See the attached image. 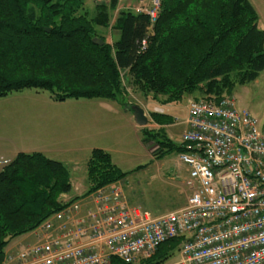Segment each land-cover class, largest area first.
I'll return each mask as SVG.
<instances>
[{"label": "trees", "instance_id": "obj_1", "mask_svg": "<svg viewBox=\"0 0 264 264\" xmlns=\"http://www.w3.org/2000/svg\"><path fill=\"white\" fill-rule=\"evenodd\" d=\"M95 3L89 17L85 0H0V97L36 89L51 92L56 101L98 98L128 106L127 78L143 94L165 97V104L186 95L219 101L264 71V30L250 0H160L155 22L148 12L118 9L115 1ZM109 27L118 33L112 44L99 33ZM95 38L104 44L94 43ZM151 117L160 127L140 132L144 144L158 146L155 157L185 151L166 132L175 119L156 111ZM127 174L110 153L93 149L84 194L123 181ZM73 190L68 166L41 152H20L3 166L0 264L9 243L63 210L61 196ZM181 242L165 241L136 263L114 257L113 264H162Z\"/></svg>", "mask_w": 264, "mask_h": 264}, {"label": "built area", "instance_id": "obj_2", "mask_svg": "<svg viewBox=\"0 0 264 264\" xmlns=\"http://www.w3.org/2000/svg\"><path fill=\"white\" fill-rule=\"evenodd\" d=\"M95 1L130 8L126 0ZM145 1L133 10L155 22L160 0ZM185 125L179 159L191 193L183 208L154 216L130 204L121 182L75 200L63 194L66 207L3 264L136 263L173 238L182 242L169 264H264V125L229 97L190 100Z\"/></svg>", "mask_w": 264, "mask_h": 264}, {"label": "rangeland", "instance_id": "obj_3", "mask_svg": "<svg viewBox=\"0 0 264 264\" xmlns=\"http://www.w3.org/2000/svg\"><path fill=\"white\" fill-rule=\"evenodd\" d=\"M257 1L259 10L264 13V0ZM145 2L148 5L150 1ZM127 4L133 10L139 0H126ZM95 7L94 0H85L84 12L89 17L94 15ZM111 16L113 23L117 10ZM99 31L110 44L118 36L112 27ZM124 84V101L128 106L98 98L56 101L51 92L36 89L14 91L0 97V157L13 159L20 152H41L64 162L70 169L74 188L71 196H77L87 188L86 167L91 151L103 149L111 154L117 167L128 173L120 182L132 206L148 210L154 216L176 209L191 193L184 183L187 166L177 152H169L163 158L155 157L158 146L153 142L144 145L139 130L142 127L136 125L131 107L136 105L144 109L149 117L147 127L152 129L160 126L153 121L151 112L155 107L164 109L177 122L166 127L167 135L175 144H181L187 106L195 96L186 95L178 102L165 104V97L145 95L127 78ZM226 97L234 99L239 108L248 109L264 125V71L255 81L237 86L234 94ZM3 166L0 165V171ZM31 235L32 232L13 239L6 248V255L34 242ZM178 259L176 251L162 264Z\"/></svg>", "mask_w": 264, "mask_h": 264}, {"label": "crops", "instance_id": "obj_4", "mask_svg": "<svg viewBox=\"0 0 264 264\" xmlns=\"http://www.w3.org/2000/svg\"><path fill=\"white\" fill-rule=\"evenodd\" d=\"M250 2L253 4V6L256 8V10H257V12H258V15H259V26H260V28H262L263 30H264V13L262 12V9H260L259 10V8H258V6H259V3H258V1L257 0H250ZM257 4H258V6H257ZM155 109H159L160 111H163L164 113H165V111H164V109H162V108H159V107H155L154 108V110ZM136 123V122H135ZM175 124V123H174ZM174 124H171V125H169V126H167V127H170V126H174ZM137 125V124H136ZM138 126V125H137ZM159 126V125H158ZM138 128H139V126H138ZM143 128V127H142ZM139 130H140V128H139ZM184 130H186V125H185V128H184ZM145 145V144H144ZM12 159H6L5 157H3V156H1L0 157V162H2L0 165H4L5 163L4 162H9V161H11ZM62 162V161H61ZM64 163V162H63ZM187 166V165H186ZM187 173V174H186ZM186 173H185V175H184V180L186 181V179L188 178V176H189V168H188V166H187V171H186ZM184 182V181H183ZM185 183V182H184ZM124 188V187H123ZM75 189L77 190V191H79L78 190V188H77V186L75 187ZM187 200H188V197H185V199H184V201L182 202V203H180V205L176 208V209H174V210H172V211H175V210H178V209H180V208H183L186 204H187ZM171 212V211H170ZM165 214V213H164Z\"/></svg>", "mask_w": 264, "mask_h": 264}, {"label": "water", "instance_id": "obj_5", "mask_svg": "<svg viewBox=\"0 0 264 264\" xmlns=\"http://www.w3.org/2000/svg\"><path fill=\"white\" fill-rule=\"evenodd\" d=\"M94 43L103 45L104 41L100 38H95ZM131 110L134 116V120L138 126L146 127L149 124V117L145 113L144 109L135 105L131 107Z\"/></svg>", "mask_w": 264, "mask_h": 264}]
</instances>
